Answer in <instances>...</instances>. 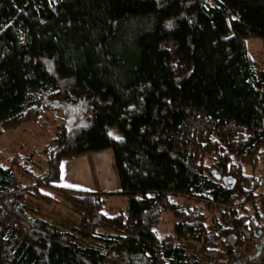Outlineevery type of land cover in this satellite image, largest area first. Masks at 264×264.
<instances>
[{
    "label": "trees",
    "instance_id": "obj_1",
    "mask_svg": "<svg viewBox=\"0 0 264 264\" xmlns=\"http://www.w3.org/2000/svg\"><path fill=\"white\" fill-rule=\"evenodd\" d=\"M251 39L264 44V0H0V136L61 113L30 183L12 185L14 160L0 165V264H216L264 243V70L256 79ZM104 150L127 203L112 216L108 194L52 186L62 160ZM46 189L76 213L71 231L27 213L28 195L53 201ZM174 198L202 202L211 221ZM164 211L177 222L159 237Z\"/></svg>",
    "mask_w": 264,
    "mask_h": 264
},
{
    "label": "rangeland",
    "instance_id": "obj_2",
    "mask_svg": "<svg viewBox=\"0 0 264 264\" xmlns=\"http://www.w3.org/2000/svg\"><path fill=\"white\" fill-rule=\"evenodd\" d=\"M247 53L252 63V71L256 79L259 78V73L264 70V44L257 39L246 41ZM264 92V89H262ZM61 122V113H43L35 121L24 122L19 124L14 129L5 131L0 136V165L8 166L10 159L16 162V165L24 170L21 172L15 170L12 179V185L16 184L27 185L32 181V176H38L45 169V156L42 153L43 148L55 133L56 125ZM71 162L68 165L71 172L64 176L60 172L59 180L52 184L56 192L64 193V190L80 189L89 192H99L108 194L105 199V205L102 212L105 215L112 216L118 210H124L127 206L126 198L119 197L116 191H111L115 195L109 194L107 185L116 183V177L112 172V159L109 152H98L82 155L78 158L66 159ZM66 164V163H64ZM250 168L243 167V173L249 174ZM255 174L264 175V168L261 166L255 169ZM105 174L104 176H102ZM65 177V178H64ZM107 184V185H106ZM105 185V187H103ZM105 188V189H104ZM108 193H105V192ZM45 195L52 196L53 201L26 196L24 206L29 215L56 225L63 231H71V228L78 221L76 213L69 207V204L60 196L55 195L52 190H42ZM264 192V189H258L257 193ZM174 202L180 209L193 207L197 212L202 213L209 223L212 214L209 213L202 202L195 203L186 198H174ZM240 215V214H238ZM177 220L169 211H164L160 215V221L156 226L159 237L172 236L173 227ZM102 231V230H99ZM79 244L84 245L85 242L78 239ZM256 241L243 244L237 258H223L216 264H264V243L258 244ZM178 245L182 246L189 256L198 254L199 244L193 241H177ZM258 246V247H256ZM215 250L223 253V248L219 244ZM198 264H204L205 259L200 256L197 258Z\"/></svg>",
    "mask_w": 264,
    "mask_h": 264
},
{
    "label": "crops",
    "instance_id": "obj_3",
    "mask_svg": "<svg viewBox=\"0 0 264 264\" xmlns=\"http://www.w3.org/2000/svg\"><path fill=\"white\" fill-rule=\"evenodd\" d=\"M109 152L110 150H104V151H101V152ZM100 153V152H99ZM110 154H111V151H110ZM111 159H112V155H111ZM71 162L70 160H62L60 162V165H59V168H60V172L64 174V176H66V174L68 175L69 172H71V168L70 166L68 165V163ZM66 163V164H64ZM111 169H112V172L114 173L115 177H116V183L113 182V184H111V187H109L107 184V188H109L110 190H107L109 192V194H113L111 193V191L114 190V192L116 191V193H119V182H118V179H117V175H116V171L113 167V160H112V165H111ZM105 174H103L102 176H104ZM65 178V177H64ZM105 187V185L103 186ZM105 189V188H104ZM105 192V191H104ZM108 192H105V193H108ZM115 195V194H113ZM117 195V194H116ZM111 196V195H110ZM119 197H122L121 195H118Z\"/></svg>",
    "mask_w": 264,
    "mask_h": 264
},
{
    "label": "water",
    "instance_id": "obj_4",
    "mask_svg": "<svg viewBox=\"0 0 264 264\" xmlns=\"http://www.w3.org/2000/svg\"><path fill=\"white\" fill-rule=\"evenodd\" d=\"M218 178L219 177H217V179ZM221 181H222L223 185L225 186V188H227V189H232L233 186H234V183H235V180L232 177H229V176L222 177Z\"/></svg>",
    "mask_w": 264,
    "mask_h": 264
}]
</instances>
